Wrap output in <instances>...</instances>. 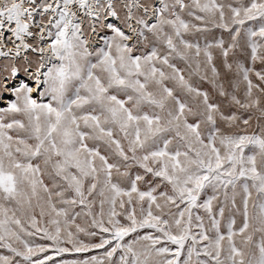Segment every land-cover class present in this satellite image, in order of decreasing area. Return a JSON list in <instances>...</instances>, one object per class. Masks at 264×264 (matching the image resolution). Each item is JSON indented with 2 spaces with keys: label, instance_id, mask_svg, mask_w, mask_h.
Returning a JSON list of instances; mask_svg holds the SVG:
<instances>
[{
  "label": "snow or ice",
  "instance_id": "1",
  "mask_svg": "<svg viewBox=\"0 0 264 264\" xmlns=\"http://www.w3.org/2000/svg\"><path fill=\"white\" fill-rule=\"evenodd\" d=\"M0 264H264V0H0Z\"/></svg>",
  "mask_w": 264,
  "mask_h": 264
},
{
  "label": "rangeland",
  "instance_id": "2",
  "mask_svg": "<svg viewBox=\"0 0 264 264\" xmlns=\"http://www.w3.org/2000/svg\"><path fill=\"white\" fill-rule=\"evenodd\" d=\"M93 254H95V253H88V254H82V255H84V256H90V255H93ZM69 258H77V257H69Z\"/></svg>",
  "mask_w": 264,
  "mask_h": 264
}]
</instances>
